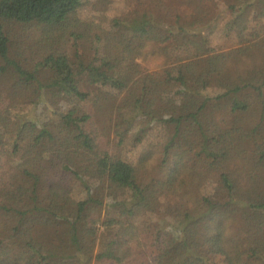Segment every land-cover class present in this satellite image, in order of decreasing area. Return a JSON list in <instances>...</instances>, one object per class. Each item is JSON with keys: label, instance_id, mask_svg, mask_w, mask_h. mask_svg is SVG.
<instances>
[{"label": "trees", "instance_id": "1", "mask_svg": "<svg viewBox=\"0 0 264 264\" xmlns=\"http://www.w3.org/2000/svg\"><path fill=\"white\" fill-rule=\"evenodd\" d=\"M0 264H264V0H0Z\"/></svg>", "mask_w": 264, "mask_h": 264}, {"label": "rangeland", "instance_id": "2", "mask_svg": "<svg viewBox=\"0 0 264 264\" xmlns=\"http://www.w3.org/2000/svg\"><path fill=\"white\" fill-rule=\"evenodd\" d=\"M109 15H111L110 12H109ZM216 40H218V44L216 46L217 51L229 50V49L237 47L239 45L238 40L234 34H230V36L227 38H219ZM140 61H141L142 65L145 68H147L149 71L161 69L163 67V63H164L163 58H153V57H149L145 60L142 58ZM30 110H31L30 106H19L17 108H14L12 110V113L13 114L23 113L25 115V114H28ZM37 114H39V116H40L39 111L37 112ZM41 118H42V116H41ZM168 221L171 223H174V222H176V219L169 216Z\"/></svg>", "mask_w": 264, "mask_h": 264}]
</instances>
